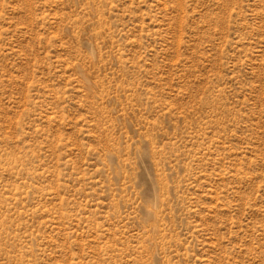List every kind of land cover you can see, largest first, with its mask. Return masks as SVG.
I'll use <instances>...</instances> for the list:
<instances>
[{
  "label": "rangeland",
  "instance_id": "obj_1",
  "mask_svg": "<svg viewBox=\"0 0 264 264\" xmlns=\"http://www.w3.org/2000/svg\"><path fill=\"white\" fill-rule=\"evenodd\" d=\"M0 264H264V0H0Z\"/></svg>",
  "mask_w": 264,
  "mask_h": 264
}]
</instances>
